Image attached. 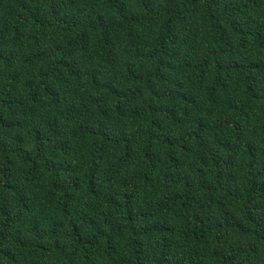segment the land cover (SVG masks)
Masks as SVG:
<instances>
[{
    "label": "trees",
    "instance_id": "16d2710c",
    "mask_svg": "<svg viewBox=\"0 0 264 264\" xmlns=\"http://www.w3.org/2000/svg\"><path fill=\"white\" fill-rule=\"evenodd\" d=\"M0 264H264V0H0Z\"/></svg>",
    "mask_w": 264,
    "mask_h": 264
}]
</instances>
